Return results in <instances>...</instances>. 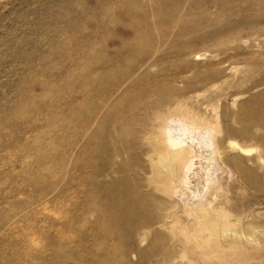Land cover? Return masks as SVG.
Returning a JSON list of instances; mask_svg holds the SVG:
<instances>
[{"label":"rangeland","instance_id":"obj_1","mask_svg":"<svg viewBox=\"0 0 264 264\" xmlns=\"http://www.w3.org/2000/svg\"><path fill=\"white\" fill-rule=\"evenodd\" d=\"M0 264H264V0H0Z\"/></svg>","mask_w":264,"mask_h":264},{"label":"bare ground","instance_id":"obj_2","mask_svg":"<svg viewBox=\"0 0 264 264\" xmlns=\"http://www.w3.org/2000/svg\"><path fill=\"white\" fill-rule=\"evenodd\" d=\"M175 136H178V135H175ZM175 137H173V139H174ZM177 138V137H176ZM180 138V137H179ZM195 138H199V136L198 137H195ZM170 139V138H168V140H167V143L165 144L163 141H159V142H156V146L158 147V145L160 146V150H157V158H156V161H155V164H156V168H155V172L156 173H160L161 175H163L164 177H165V180L166 181H168L169 179H171L172 177H176V174H177V168H178V162H179V158H180V156L182 155V153H183V151L182 150H176L175 148H174V146L175 145H177V142H178V140L177 139ZM196 140V139H195ZM163 142V143H162ZM203 142H204V140H203ZM202 142V143H203ZM163 144V145H162ZM204 145V144H203ZM207 153V152H206ZM208 154V153H207ZM205 158V157H204ZM206 158H207V155H206ZM209 158V157H208ZM208 160V159H207ZM165 181V182H166ZM170 182V181H169ZM158 183V182H157ZM169 184V183H168ZM119 185V184H118ZM126 186V185H125ZM124 186V187H125ZM118 187V186H117ZM112 188H114V186L112 187ZM111 188V189H112ZM171 190V189H170ZM113 191V190H112ZM117 191H119L118 189H117ZM122 191V190H121ZM120 191V192H121ZM162 191H163V189H162ZM119 192V193H120ZM116 193H118V192H116ZM115 193V194H116ZM118 193V194H119ZM121 194V193H120ZM123 194V193H122ZM118 197V196H117ZM116 197V198H117ZM129 198V197H128ZM115 199V198H114ZM123 199V198H122ZM125 200V199H124ZM132 200V199H131ZM123 202V201H122ZM121 202V203H122ZM137 202V201H136ZM130 203V202H129ZM124 205V204H123ZM122 205V206H123ZM126 205H127V203H126ZM129 205V204H128ZM117 206V205H116ZM135 206H137L136 205V203L134 202V207ZM125 206H123V209H125L124 208ZM131 207H133V206H130L129 208L131 209ZM133 207V208H134ZM141 208V207H140ZM139 208V209H140ZM134 210V209H133ZM133 210L131 211L132 213H133ZM126 212L128 211V210H125ZM135 211V210H134ZM136 211H137V209H136ZM140 211V210H139ZM124 212V211H123ZM129 213V212H128ZM138 213V212H137ZM134 214H136V212L134 213ZM137 215V214H136ZM133 216V215H132ZM137 216H139V215H137ZM128 217V216H127ZM133 217H135V216H133ZM130 219V218H129ZM136 219H137V217H136ZM136 219L134 220V221H136ZM124 220H126V219H124ZM130 220H132V219H130ZM126 221H128V220H126ZM140 221V220H139ZM211 221H213V220H211ZM132 222V221H131ZM138 222V221H137ZM215 222V221H214ZM125 223H127V222H125ZM129 223V222H128ZM132 223H134V222H132ZM141 223V222H140ZM130 224V223H129ZM128 224V225H129ZM213 226L211 227V229H209L208 227H207V224H204V222H197V224H196V228H195V230H196V232H197V234H190V230H188L189 228L188 227H186L185 226V228H184V230H183V232L181 233L186 239H192V240H200V239H202V238H204V239H208L207 237H212V236H214V235H216V234H218V233H220L223 229H224V227L226 226V225H229L228 223H226V224H222V223H218V222H215L214 224H212ZM123 226V225H122ZM131 226V225H130ZM133 226V225H132ZM135 226V225H134ZM131 228V227H130ZM128 231V230H127ZM132 231V230H131ZM205 231H208L207 233H205ZM207 236V237H206ZM247 240V239H246ZM251 241V240H250ZM245 244H247V243H245ZM230 245V247L232 248V250L233 249H235V244L234 243H230L229 244ZM251 246V245H250ZM220 248H223L221 245L219 246ZM228 249V248H227ZM230 249V248H229ZM248 252V251H247ZM251 254V253H250ZM249 255V254H248ZM227 258H229V257H232L233 259L234 258H246V255H245V253H240V254H231V255H225ZM234 261H236V263L238 262V260H234Z\"/></svg>","mask_w":264,"mask_h":264}]
</instances>
